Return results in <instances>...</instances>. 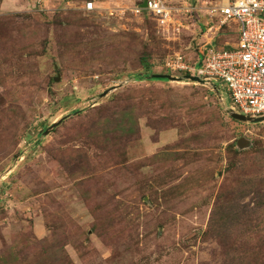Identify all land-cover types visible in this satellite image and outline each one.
<instances>
[{
  "label": "rangeland",
  "instance_id": "374dc122",
  "mask_svg": "<svg viewBox=\"0 0 264 264\" xmlns=\"http://www.w3.org/2000/svg\"><path fill=\"white\" fill-rule=\"evenodd\" d=\"M142 1L0 0V264H264V213L217 219L226 196L255 207L233 165L264 150V122L167 68L177 55L200 68L223 0H165V27L134 13ZM99 121L104 140L88 135Z\"/></svg>",
  "mask_w": 264,
  "mask_h": 264
},
{
  "label": "built area",
  "instance_id": "2783aa9c",
  "mask_svg": "<svg viewBox=\"0 0 264 264\" xmlns=\"http://www.w3.org/2000/svg\"><path fill=\"white\" fill-rule=\"evenodd\" d=\"M97 9L95 1L85 6L87 12ZM176 12L165 0H143L134 9L136 15L148 16L163 27L173 23ZM209 15L212 21L208 24L206 36L211 34L212 41L202 52L200 68H191L179 55L168 60L167 68L198 77L214 92V86L220 85L230 100L229 107L233 112L263 118L264 0H223L214 6ZM232 24L236 25L239 40L234 44L226 43L224 48H216L213 41L225 26L230 28Z\"/></svg>",
  "mask_w": 264,
  "mask_h": 264
},
{
  "label": "trees",
  "instance_id": "16d2710c",
  "mask_svg": "<svg viewBox=\"0 0 264 264\" xmlns=\"http://www.w3.org/2000/svg\"><path fill=\"white\" fill-rule=\"evenodd\" d=\"M229 27L225 26L222 30V32L220 33L221 35H229L230 30L228 33H225L226 30H228ZM237 30V29H236ZM236 34V40H239V35L237 32H235ZM217 40V39H215ZM221 44L220 41H216V46ZM215 46V47H216ZM218 48V47H217ZM191 76L189 74H187V76L185 77V79ZM135 79L137 81H142V80H154L151 78V76H147V75H137L135 77ZM188 82V79L184 80ZM98 111V110H96ZM80 112H77L76 114H79ZM96 123V122H95ZM102 125L101 121L98 122L97 124H92L91 127H89V131H88V135L90 136H95L97 139H101L103 138V140L106 138L105 135H102L101 133H104L105 131L102 130V128L100 127L99 129L97 128L98 126ZM112 144V143H111ZM238 154H242L238 153ZM64 166L66 167L67 171L69 173L71 172H76L82 168H84L85 163H86V158L84 155L79 154L76 156H70L67 158V160H62ZM234 169H236L237 171H241V173H238V178H240L241 176L243 177V180L241 181L245 186H246V191L248 190L249 193H253L256 196V202H255V207L251 208L249 207V205H245L243 206L242 210H238L237 207H234L231 199L227 198L228 196H226L223 199V203H221L220 211L221 212H217V219L221 225L222 228V222L223 219H231L234 224H236V221L239 222L240 224L243 225H247L248 227L253 226V223H259L262 219L263 216L260 217L259 214L264 213V180H261L260 177H262L260 174L257 175H251L252 174V170L257 168L264 170V150L260 151L259 153H257V156L250 159L248 162L241 164V166H237V165H233ZM249 169H252L251 171H249ZM238 171V172H239ZM249 172L246 174V172ZM244 191V190H243ZM221 202V201H220ZM227 215H231V216H227ZM250 233V232H249ZM223 238V237H219ZM240 248V246L238 247ZM238 249L234 250L237 251Z\"/></svg>",
  "mask_w": 264,
  "mask_h": 264
},
{
  "label": "water",
  "instance_id": "95a60500",
  "mask_svg": "<svg viewBox=\"0 0 264 264\" xmlns=\"http://www.w3.org/2000/svg\"><path fill=\"white\" fill-rule=\"evenodd\" d=\"M145 6H146V3L144 2L143 7H145ZM151 78L157 79V80H167V81H182V79L176 78V77H173L170 75H151ZM186 79H188L189 81H192V82H201V80L198 77H194V76H188ZM113 90H116V88ZM113 90L106 92L101 97L102 98L106 97ZM227 111L234 120H237L240 122H248V123H254V124H260V123L264 122V117L263 118H252V117L240 115V114L233 112L230 107L227 108ZM249 145H250V143L246 139H240L238 141V146L240 148H247V147H249Z\"/></svg>",
  "mask_w": 264,
  "mask_h": 264
},
{
  "label": "crops",
  "instance_id": "0c3cea01",
  "mask_svg": "<svg viewBox=\"0 0 264 264\" xmlns=\"http://www.w3.org/2000/svg\"><path fill=\"white\" fill-rule=\"evenodd\" d=\"M211 41H212V39H210L209 44L211 43ZM207 45H208V44H207ZM207 45L203 46L202 49H205V48L207 49V48H208Z\"/></svg>",
  "mask_w": 264,
  "mask_h": 264
}]
</instances>
